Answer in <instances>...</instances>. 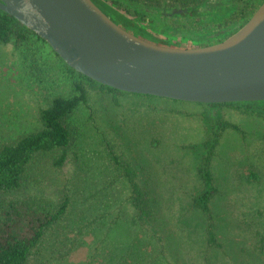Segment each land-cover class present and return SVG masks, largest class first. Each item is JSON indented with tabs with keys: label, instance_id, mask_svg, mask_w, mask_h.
<instances>
[{
	"label": "rangeland",
	"instance_id": "1",
	"mask_svg": "<svg viewBox=\"0 0 264 264\" xmlns=\"http://www.w3.org/2000/svg\"><path fill=\"white\" fill-rule=\"evenodd\" d=\"M248 1L217 0L200 9L199 19L143 25L185 46L216 31ZM75 83L88 101L72 118L80 135L67 162L55 167L52 155H40L19 191H0V219L15 201L55 209L68 203L29 264H264V104L210 110L113 93L71 74L33 37L20 48L0 43V149L42 129L41 111L55 97H71ZM209 143L216 144L210 170L219 190L211 220L193 207ZM127 166L142 189L140 208Z\"/></svg>",
	"mask_w": 264,
	"mask_h": 264
},
{
	"label": "water",
	"instance_id": "2",
	"mask_svg": "<svg viewBox=\"0 0 264 264\" xmlns=\"http://www.w3.org/2000/svg\"><path fill=\"white\" fill-rule=\"evenodd\" d=\"M72 70L119 92L202 105L264 102V2L221 43L156 45L123 29L92 0H0Z\"/></svg>",
	"mask_w": 264,
	"mask_h": 264
},
{
	"label": "trees",
	"instance_id": "3",
	"mask_svg": "<svg viewBox=\"0 0 264 264\" xmlns=\"http://www.w3.org/2000/svg\"><path fill=\"white\" fill-rule=\"evenodd\" d=\"M92 1L116 24L137 37L151 43L153 42L150 40L160 42L156 45L179 49L205 47L223 42L245 26L264 2V0H249L244 9L235 15L232 14L216 31L205 37L189 38V44L184 46L171 38L150 33L143 24L154 20L163 23L168 19H199L202 16L200 9L217 0ZM149 16L154 19L149 21ZM33 37L43 41L13 17L0 10L1 44H13L16 48H20ZM148 38L151 39L148 40ZM55 55L59 58L57 54ZM67 68L71 74L97 84L68 66ZM98 85L113 93L127 94ZM87 101V91L81 84L75 83L74 94L71 97H55L50 107L41 111L42 129L2 146L0 149V191L6 193L19 191L30 177L31 166L40 155H52L54 166L63 167L68 160L69 150L76 145L80 135L78 127L71 122L72 118L82 105L87 104ZM260 103L264 104V102H252L204 106L210 110L230 105L251 108ZM215 145L214 143L206 144L208 152L198 168L203 189L193 199V207L210 220L212 219V202L219 192L210 170ZM125 171L135 195V202L140 208L143 204L142 189L136 182L133 168L127 166ZM67 206L68 203H65L55 209L52 205L37 200L10 203L4 218L0 219V264H29L33 252L41 245L46 231L64 217ZM210 227L209 243L214 245L216 244L215 228ZM259 251L264 258V242Z\"/></svg>",
	"mask_w": 264,
	"mask_h": 264
}]
</instances>
